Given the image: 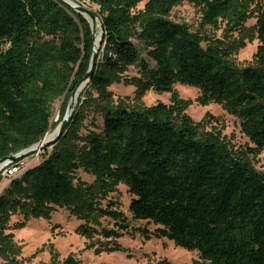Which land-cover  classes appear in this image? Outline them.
I'll return each instance as SVG.
<instances>
[{
  "label": "trees",
  "instance_id": "obj_1",
  "mask_svg": "<svg viewBox=\"0 0 264 264\" xmlns=\"http://www.w3.org/2000/svg\"><path fill=\"white\" fill-rule=\"evenodd\" d=\"M72 1L97 6L96 64L65 129L0 192L2 264H24L13 230L30 218L49 220L58 208L81 221V235L98 237L96 249H119L117 239L130 230L109 198L119 184L131 195L132 218L145 224L137 231L196 250L188 264H264V161L257 170L250 158L264 149V0H146L141 9L144 0ZM184 1L203 27L243 32L254 18V64L239 67L219 41L203 44L200 31L171 20ZM94 41L89 19L60 0H0V159L48 133L57 100L62 120ZM114 83L133 85L138 100L153 90L170 101L130 108L115 103ZM177 83L197 88L201 105H222L253 146L233 151L219 130L194 122L185 112L193 101L179 97ZM61 264L80 262L69 255Z\"/></svg>",
  "mask_w": 264,
  "mask_h": 264
},
{
  "label": "rangeland",
  "instance_id": "obj_2",
  "mask_svg": "<svg viewBox=\"0 0 264 264\" xmlns=\"http://www.w3.org/2000/svg\"><path fill=\"white\" fill-rule=\"evenodd\" d=\"M72 1V0H71ZM146 0L139 3L136 8L141 9ZM91 11H95L97 6L89 4L87 1L80 2ZM87 18V17H86ZM169 18L176 22L187 24L192 32H199L204 37L205 41H219L225 51L228 52V58L234 61L239 67L254 64L253 54L256 51L258 40L253 33L252 25L255 19L249 18L245 24L247 28L243 32H228L227 30L213 29L209 26L201 25V14L193 4L184 1L175 5ZM95 38L100 39L101 28L98 19L96 18ZM142 55L146 57L145 52ZM127 74H136V68L131 66ZM175 89L180 98L190 99L193 103L185 110L186 114L194 121L203 120L205 130L215 128L221 132L222 138L228 143L233 151L245 150L253 146L241 131L238 119L229 114L222 105L210 103L201 105L195 102V98L199 95V90L193 86L175 84ZM84 86H79L75 94V103L80 100L84 93ZM109 90L113 93L115 103L121 100L128 107L148 106L158 101L169 103L170 94L167 92H156L153 90L147 91L140 100L135 98V87L133 85H124L123 83H114L109 86ZM61 100L54 103V114L50 120L51 127L48 131H54L58 127L57 120L59 106ZM73 106V107H74ZM209 114L206 117L205 114ZM89 117L83 120L80 126V131H84L89 125ZM27 159L31 160L36 156ZM31 155V154H30ZM40 155H38L37 159ZM251 161L257 170L263 169L264 149L255 155H250ZM39 160V159H38ZM77 175L91 182L93 176L86 174L83 171H78ZM9 180H0V192L6 186ZM109 198L118 201L117 209L127 217L129 221V231L123 233L117 239L119 249L114 251L96 249L98 237L91 239L86 238L77 231L81 221L70 214L67 210L58 208L52 212L50 219L43 217L30 218L26 226L18 230H13L15 240L21 247L20 258L24 260V264H61L67 256L72 255L80 264H188L191 259L197 258L196 250H188L186 248L176 246L167 238H145L139 231L138 227H145L143 221L134 220L128 210L131 199L130 193L124 184H119L117 190L109 195ZM18 220L17 216H12L11 223ZM104 226L113 227V221L102 219ZM150 230L153 225L147 226ZM43 248L35 256L32 254L36 249ZM56 253L57 256L52 258ZM0 264L2 261L0 260Z\"/></svg>",
  "mask_w": 264,
  "mask_h": 264
},
{
  "label": "water",
  "instance_id": "obj_3",
  "mask_svg": "<svg viewBox=\"0 0 264 264\" xmlns=\"http://www.w3.org/2000/svg\"><path fill=\"white\" fill-rule=\"evenodd\" d=\"M62 1L64 4H66L67 6H69L70 8H72L74 11L80 13V14H83L85 17H87L90 21V25H91V29H92V33L94 34L95 33V27H96V16H95V13L93 11H91L90 9H87L85 8L84 6L74 2V1H66V0H60ZM101 33H102V30H101ZM99 43H100V39L98 38V42L96 43V38H95V41H94V48H93V55H92V59H91V62H90V66H89V70L85 73V75L79 80L78 84H77V87L74 89V91L72 92V95L69 99V102H68V106L66 108V111H65V114L62 118V120L58 123V127L56 129V132L55 134L44 141V138L45 136L37 143L33 144L32 146L26 148V149H23L21 150L20 152L18 153H15V154H12V155H8V156H5L3 158L0 159V168L2 167V165L8 161H15L17 159H20V158H23V157H26L30 154H34L35 152H38V151H41V149L43 147H47L48 145H50L51 143H53L55 141L56 138L59 137V135L62 133V131L65 129L66 125H67V122H68V119H69V116L73 110V106H74V103H75V94H76V91H77V88L79 86H85L86 83L89 81L91 75H92V72L94 70V67H95V64H96V59H97V51H98V46H99ZM58 111V110H57ZM51 123L49 124V129L51 127Z\"/></svg>",
  "mask_w": 264,
  "mask_h": 264
},
{
  "label": "built area",
  "instance_id": "obj_4",
  "mask_svg": "<svg viewBox=\"0 0 264 264\" xmlns=\"http://www.w3.org/2000/svg\"><path fill=\"white\" fill-rule=\"evenodd\" d=\"M38 153L31 160H27V159L33 157L34 154L17 159L15 161H8L4 163L2 167L0 168L1 179L2 178L8 179L11 176H17V175L22 174L31 164L37 161Z\"/></svg>",
  "mask_w": 264,
  "mask_h": 264
},
{
  "label": "bare ground",
  "instance_id": "obj_5",
  "mask_svg": "<svg viewBox=\"0 0 264 264\" xmlns=\"http://www.w3.org/2000/svg\"><path fill=\"white\" fill-rule=\"evenodd\" d=\"M66 1L70 2L71 0H66ZM97 42H98V36L96 37V43ZM56 129H54V131H51V132L47 133L46 136H45V138H44V141L47 140V139H49V138H51L55 134Z\"/></svg>",
  "mask_w": 264,
  "mask_h": 264
}]
</instances>
